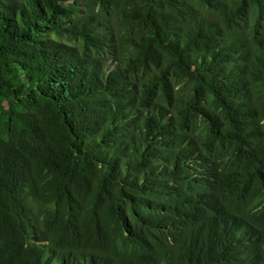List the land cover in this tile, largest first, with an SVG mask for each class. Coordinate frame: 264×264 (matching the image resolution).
I'll use <instances>...</instances> for the list:
<instances>
[{"label":"trees","instance_id":"16d2710c","mask_svg":"<svg viewBox=\"0 0 264 264\" xmlns=\"http://www.w3.org/2000/svg\"><path fill=\"white\" fill-rule=\"evenodd\" d=\"M0 264H264V0H0Z\"/></svg>","mask_w":264,"mask_h":264}]
</instances>
